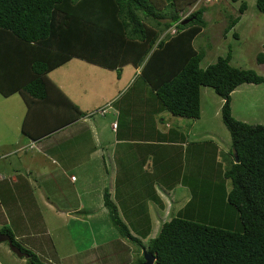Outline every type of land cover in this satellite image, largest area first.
Masks as SVG:
<instances>
[{
    "label": "trees",
    "instance_id": "obj_1",
    "mask_svg": "<svg viewBox=\"0 0 264 264\" xmlns=\"http://www.w3.org/2000/svg\"><path fill=\"white\" fill-rule=\"evenodd\" d=\"M191 1L0 0V94L19 92L26 106L20 132L30 135L33 111L56 108L59 125L67 121L58 107L64 101L76 115L83 114L47 75L71 57L113 69L118 76L121 66L138 67L149 52L140 75L161 106L177 116L197 117L199 86H211L222 98L220 118L230 135V159L222 171L229 187L219 186H224L226 202L236 209L238 224L225 227L175 214L162 220L156 234L143 243L118 216L106 190L103 203L118 235L140 249L132 264L142 261V248L154 253L152 264H264V123L237 119L229 106L234 87L264 82V76L252 68L231 65L230 52L199 66L203 51L191 42L205 24L204 7L180 14ZM255 6L264 13V0H255ZM244 8L245 1L240 0L238 12ZM229 17L224 32L239 18ZM171 25L173 32L160 34ZM256 60L264 61L262 51ZM0 232L27 252V264H47L44 256L15 240L8 226H0ZM146 232L141 230V236Z\"/></svg>",
    "mask_w": 264,
    "mask_h": 264
},
{
    "label": "rangeland",
    "instance_id": "obj_2",
    "mask_svg": "<svg viewBox=\"0 0 264 264\" xmlns=\"http://www.w3.org/2000/svg\"><path fill=\"white\" fill-rule=\"evenodd\" d=\"M244 1L245 8L242 12H238L240 0H192L185 9L180 11L183 17L198 7H204L202 17L205 24L193 36L191 42L194 48L203 51V56L199 61L200 67L206 66L218 55L223 56L230 52L229 63L231 65L238 68H252L264 76V61L257 62L256 60L257 52L264 53V13L257 9L255 0ZM230 15H238L239 18L224 32L223 29ZM173 31L174 27L171 25L160 34ZM148 54L149 52L138 64L134 73L131 72L130 64L125 65L120 77H116L115 72L111 70L82 60L72 61L65 69L62 66L66 64L54 68L50 72V77L56 82H58L56 79L58 76L62 77L69 88L75 87L81 91L78 94L83 98L82 100H89L90 104L102 98L94 107L93 105L88 106L87 112L92 115L88 116L87 121L96 120L97 126L103 128L105 137L112 136L110 127L111 122L115 120V124H119V130L127 124L130 131L128 135L135 136L137 139L147 137L154 141L166 140L165 144L152 148L154 153L152 160H156L160 169L165 170V176L169 180L175 181L178 178L180 180L182 176L184 184L182 187L185 190L180 191L181 186L173 187V201L168 206L166 205V211H169V214L164 220L175 214H183L195 216L198 221L210 224L225 227L236 226L238 224L237 211L226 202L224 186H219L221 183L229 187V179H223L222 171L230 159V135L220 118L222 98L211 86L200 85L197 117L177 116L170 113L161 106L159 99L154 96L148 83L140 75V66ZM165 67L167 63L164 62L163 68ZM57 84L62 90L65 89L59 82ZM22 100L19 92H13L7 96L0 94V169L3 170L5 165L10 166L9 162L13 164L11 167H16L17 164L23 162L42 174L45 170L54 168L58 172L54 176L43 174L40 177L30 173V177L23 176L21 184L15 186L23 192V199L20 198V202L25 203L27 208L26 214L17 216L11 222L22 223L23 230L25 227L27 229L37 228L47 223V218L43 215L44 210H38L41 190L38 192L37 183L40 182L44 191L50 193L48 196L52 200L61 198L60 206L67 212L64 208H70L78 198L73 194V186L80 180V170L79 168H65L69 165L65 164V161H69L65 158L69 154L68 146L73 142L65 137L63 144H57L52 150L50 149V153L54 152L56 163L62 166V171L57 168V164L50 163L47 159L29 160L27 157L29 154L21 152L23 150L6 155L9 149L17 144L21 145V148L27 144L30 147L31 145L37 146L34 140L26 139L20 133V122L25 111ZM101 106L104 107V111L99 113ZM229 106L230 113L237 119L249 123H264V82L238 84L230 92ZM85 129V133L90 135L89 128ZM13 159L14 162L11 161ZM139 159L142 160L140 156L137 157V160ZM140 165L134 167L139 169ZM107 166L110 167L111 164ZM153 168L143 166L138 176L148 177L144 174L150 171L155 176L157 168ZM90 169L93 171L88 177L91 186L88 197H85L88 202L91 201L90 209L84 206L79 207L78 211H74V217L72 216L71 219L62 214L46 213L51 221L49 236L52 243L49 244L51 254L47 253L46 259H43L47 264H132L140 252L137 245L121 238L111 224L109 211L103 203L105 190L108 198L114 203L116 211L119 210L120 203L117 205L111 198L109 190L113 188L109 177L106 181L103 179L107 175L103 173L100 166ZM71 173L76 177L74 182L70 180L69 174ZM125 177L124 172L117 174V179L121 178L123 184L126 182ZM51 179L53 183L59 185L63 198L53 194L54 189L49 182ZM137 183L138 181L126 184V192L134 186H141V183ZM137 191V196L148 194V191L142 193L141 189ZM117 193H119L118 190ZM10 196L8 187L0 181V200L4 203ZM139 218L140 221L137 222ZM148 219L140 216L137 210H133L128 215L130 223H126L130 232L135 236H140L143 243L156 234L162 221L160 219L156 223L145 222ZM143 229L147 231L144 237L141 236L143 233L140 234ZM118 241L121 242L116 245ZM6 247L5 241L0 242V256L5 250L8 251ZM10 253L11 256L2 257L4 264H13L10 257L14 254Z\"/></svg>",
    "mask_w": 264,
    "mask_h": 264
},
{
    "label": "crops",
    "instance_id": "obj_3",
    "mask_svg": "<svg viewBox=\"0 0 264 264\" xmlns=\"http://www.w3.org/2000/svg\"><path fill=\"white\" fill-rule=\"evenodd\" d=\"M76 60H82L84 62H87L77 57H71L67 61H65L64 63L58 66L66 64L62 66L65 69L67 66H69L72 63V61H76ZM128 64L130 63H126L123 66H121L120 73L118 76L116 75L115 70L108 68L106 69L115 72L116 77H120L121 70L125 67V65ZM131 66H132L131 72L133 71L134 73L137 67L133 65ZM54 68L48 71L47 75L49 77H50V72ZM56 79L60 84H62V86L65 89L62 90L61 87L57 84L58 82L52 79L53 82L62 90V92H64V94L74 104H76L79 111L83 112V114L76 115V110L75 109L73 110V108L69 105L68 101L63 102V107L60 105L58 106L59 108H62L61 114H63L65 116L64 118H66L67 120L64 124L61 125L57 123L60 120L57 117L61 115L57 114L58 111L56 110V108L52 109L50 106H48L47 108L42 110V113L36 111L31 112L30 116L32 117H30L31 120L29 119V123H28V130L30 135L29 134L23 135L21 132L20 133L22 136H25L26 139L29 138L34 140L37 146L31 145L30 147L27 144V146L21 148V145L17 144L14 147L10 148L9 151L6 153V155L13 154L15 152L19 153L20 152L19 150H23L21 152L28 153L30 155V157L29 155L27 156L29 160L47 159L49 160L50 163L57 164L56 163L57 161L53 155L54 152L50 153V149L52 150V148L55 147V145L57 144L60 145L63 144L64 137L67 138L69 141L73 140V142L68 146L69 154L65 158L69 159V161H65V164H69V165H66L67 167L65 168H76V169L79 168L80 170L79 172L80 180L78 184H74L73 186V194L78 198L76 199L75 202L72 203L71 205L72 207L70 206V208H64L67 210V212H65L62 206H60L61 198L57 200H52V198H49L48 196V194L50 193L44 191L40 182L37 183V187L39 188L38 192L41 190L40 192L41 201L39 202L40 208L38 210H44L43 215L44 218H47L46 220L47 223H45L47 226L45 224H41L40 226H37V228L35 227V228L27 229L25 227L22 230L23 228L22 223L14 224L11 222V220L16 218L17 216L26 214V208H27L25 207L26 206L25 203L22 202L21 204L20 202V198L23 199V192L19 191L18 190L19 188H15V186L17 184H21L20 182L23 181V176L30 177L31 175L30 173H33L36 177H40L43 174L47 176L48 175L54 176V174L58 172H56V169L54 168V169L45 170V172L42 174L37 169L31 168V166L25 165L26 163L23 162L17 164L16 167L15 166L11 167V165L13 164H10L11 162H9L10 166L5 165L3 170L0 169V181H3L4 186L8 187L11 195L6 199L4 203L2 202V200H0V213H1L0 226H4V225L8 226L12 231L15 240L19 241L22 246L26 248H30L36 254L42 255L44 257L45 255H47V253H50L49 244H52L51 238L49 236V232H50L49 224L51 221L50 218L46 215V213L52 212L53 214H57V215L62 214L68 216V218L71 219L72 216L74 215V211H78L79 207L84 206V208L88 210L90 209L89 204L91 201L88 202L87 198L85 197H88V192L91 186L88 181V177L93 172L90 169L91 167L100 166L103 173L107 175L103 178L105 181L109 177L110 185H112L111 187L113 188L109 190L111 194V198L116 202L117 205L118 203H120L118 212L121 219L127 224L130 223L128 221V215L131 214L133 210H137L138 212H140V216H142L143 218L146 219L149 218L148 221H145L147 223H156L159 222L160 219L164 220V218L169 214V211H166V205L168 206L173 201L172 200L173 187L175 185L176 187L181 186L180 191L185 190L182 187L184 186L182 182L183 177L182 176L180 177V174H179L180 180L179 178L178 180L175 181L171 179L169 180V178L165 176L166 174L165 170L160 169L158 165L159 163L156 160L155 161L152 160V156H154L152 148L157 147L159 144H165L164 142L166 140L154 141L147 137L144 139L142 138L137 139L135 136L128 135L130 134V131L128 130L129 128L127 127V124H125V126L119 130L118 123H116L115 126H112L111 124L110 132L112 136L109 138L105 137L103 133V128L101 126H97L98 123L96 120L94 121L89 120V122L87 121V118H89L88 116H90V114H88L87 112L88 106L93 105L94 107L97 104L98 100L102 98L100 97L96 102L90 104L91 102L89 100L87 101L82 100L83 98L78 94L79 92L81 93V91H78L75 87L69 88V86L64 82L62 77L58 76ZM25 110H26V106H25ZM124 115L125 117H127L126 113H124ZM86 127L89 128L90 135L89 133L88 134L85 133ZM72 137H74V139ZM138 156H140L142 160L140 159L137 160ZM14 159L11 161L14 162ZM106 161H108V163H106ZM110 164L111 166L108 167L107 165ZM139 164H141L140 168L136 169L134 166ZM143 166L150 168L154 167L153 169H156L158 166L159 168H157V171L154 174L155 176H153V173L151 171L148 173L147 172L145 173V171H143L145 173L144 175H148V177H142V176L140 177L138 176V174L140 175ZM57 168L60 171H62V166L58 165ZM122 172H124L126 175V177L124 178V181L126 182L124 184L121 181V178L117 179V174H120ZM71 175L73 174L72 173L69 174V176ZM73 176L74 178L73 179L70 178V180L74 182L76 181V177L75 175ZM53 179L49 181L51 187L54 189L53 194H57L58 196H61L62 193L61 189L59 188V185L57 183L52 182ZM135 181L141 183V186L137 185L138 188L134 186L133 188H130L126 192L125 185L131 184ZM21 188L23 189V187ZM138 189H141L142 193L148 191V194L137 196ZM117 190L119 193H117ZM37 196L38 194L36 193V197ZM61 197L63 198V196ZM84 214L86 215V213ZM75 216L79 217L78 215ZM86 216L88 217V215ZM139 221L140 218L137 219V222ZM23 231H27L25 232L26 234ZM6 246L8 247L7 244ZM7 249L8 251L5 250L2 256H0V264L5 263L4 260L2 259L3 256L5 255L11 256L10 252L14 254L12 255V257H10L13 260V264H27L26 256L16 255L13 251L9 249V247ZM15 256L17 258H15Z\"/></svg>",
    "mask_w": 264,
    "mask_h": 264
},
{
    "label": "water",
    "instance_id": "obj_4",
    "mask_svg": "<svg viewBox=\"0 0 264 264\" xmlns=\"http://www.w3.org/2000/svg\"><path fill=\"white\" fill-rule=\"evenodd\" d=\"M186 19L180 20L181 23L185 22ZM234 159H236V155L234 156ZM0 241H6L9 249L13 251L16 255H27V252L21 250L19 246L14 244L10 238V236L7 233L0 232ZM142 255L143 259L142 261L139 262V264H152L155 255L151 251H146L145 249L142 248Z\"/></svg>",
    "mask_w": 264,
    "mask_h": 264
},
{
    "label": "built area",
    "instance_id": "obj_5",
    "mask_svg": "<svg viewBox=\"0 0 264 264\" xmlns=\"http://www.w3.org/2000/svg\"><path fill=\"white\" fill-rule=\"evenodd\" d=\"M103 111H104V107L99 108V112H103ZM111 124H112V126H115V122L114 121ZM70 178L73 179L74 176L71 175Z\"/></svg>",
    "mask_w": 264,
    "mask_h": 264
},
{
    "label": "clouds",
    "instance_id": "obj_6",
    "mask_svg": "<svg viewBox=\"0 0 264 264\" xmlns=\"http://www.w3.org/2000/svg\"><path fill=\"white\" fill-rule=\"evenodd\" d=\"M24 256V255H23Z\"/></svg>",
    "mask_w": 264,
    "mask_h": 264
}]
</instances>
